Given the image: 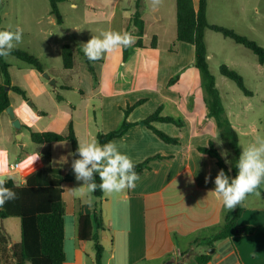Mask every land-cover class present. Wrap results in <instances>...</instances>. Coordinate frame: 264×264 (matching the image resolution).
Segmentation results:
<instances>
[{"label": "crops", "instance_id": "crops-1", "mask_svg": "<svg viewBox=\"0 0 264 264\" xmlns=\"http://www.w3.org/2000/svg\"><path fill=\"white\" fill-rule=\"evenodd\" d=\"M87 1H91V7L84 10L83 24H89L91 21L88 19L91 17L107 19L108 31H113V22L117 12L120 11L122 12L121 17L125 20L120 32H130L134 35L133 29L129 27V21L134 12L135 0H127V6L122 8L119 7V2L122 0H114L113 2L112 0ZM164 2L172 4V8L167 13L163 7ZM11 3L13 6L12 11L18 10L16 4L21 5L19 8L24 7L22 11H30V9L33 10L36 7V0H32L31 3L30 0H13L12 2L10 0H0V10L7 12L6 9ZM163 3L157 9H153L150 0H142L143 48H138L142 52L134 53L133 49L136 47L133 45L128 47L126 61L123 60V52L120 48L107 54L103 59L93 62L97 77L96 85L93 84V79L86 70L84 62L79 55L75 54L74 58L78 57L80 60L79 69L75 72L73 65V68L68 70L75 74V79L70 78V83L62 81L60 84L56 80L54 87L62 92L72 91L78 93L79 103L74 104L60 94L55 96L53 93L47 92L42 83H38L49 100L52 98L57 106L62 104L69 111L70 118L68 121L73 125L77 142L79 141L80 118H83V124L86 127L91 120L88 115L90 109L94 114L99 111L105 126L110 124L107 130L100 131L107 133V131H112L118 122L121 123L123 110L128 104L132 105L143 100L144 102L137 106L127 117L128 122H137L133 118L134 113L148 103V99L144 98V95H146L145 90L152 96L159 95L161 97V102H159L161 104L157 108L162 109L161 116L171 117L165 114V109L169 108L177 111L181 108L183 101L185 102L183 106L187 111L193 110V103L190 104L188 99L192 97L194 90L197 89L195 93H199L200 103H197V106L194 104V106L198 108V114L205 124L203 126V123H200L202 120H198L200 122L197 121L198 124L194 128L197 134L203 131L207 125L212 128L213 136L207 139L204 144H198L191 139L194 136L193 133L186 132L188 121L174 116L172 118L181 121L183 125L154 122L153 126L166 133V135L177 138L179 141L177 145L163 142L152 131L142 125L134 126L122 138L113 140L121 146L120 151L122 153H126L133 159L135 165L157 155L170 157V159L152 161L149 165L150 169L139 175L140 180L137 181L134 189L106 196L103 193L102 197H105L106 210L103 203L99 208L105 227V230L101 232L100 241L104 249L103 264H165L167 261H170L171 264H178L177 261L181 253L188 249L194 239L208 237L213 230H217L223 224L225 210L222 200L211 192L215 188L214 179L219 168L215 159L205 154L200 157L201 153L197 152L196 147L205 146L209 141H212L220 156L221 152L226 149L223 143L217 144L221 142L219 132L214 120L212 122V118L207 116L203 103V91L199 92L198 90L200 81L198 72H195L194 61L190 62L189 66L187 64L180 65L177 57H175L176 55L172 54L175 53L174 51L167 50V55L159 51V36L153 30L165 31L170 22L174 24V20L176 25L175 0H163ZM193 3L197 7L198 0H193ZM70 8L78 10L79 7L78 4L72 2ZM61 18V24H63L65 18L62 15ZM167 18L170 20L169 24H167ZM78 31L77 26H73L70 28L69 33L73 34ZM147 31L153 33L152 37H156L155 48H151V42H145ZM175 38L176 31L174 40ZM87 42L79 39L70 47H82V44ZM165 61H167L166 65ZM118 67L122 68L121 72L128 74L130 83L121 84L118 80H114V78H117L115 75H117ZM183 70L184 76H179L178 80L169 86V81L173 79L170 75ZM104 79H107L106 86L103 83ZM181 83L185 84L182 88L183 93L173 94V91ZM19 87L23 86L19 85ZM104 87L109 91L113 89L115 92L110 94V96L112 95L110 100L107 98L102 99ZM57 96L60 101L56 99ZM35 98L37 101L40 99L39 96H35ZM57 108L59 110V107ZM80 113L83 114L80 115ZM2 115L0 118H2ZM75 116H78V121L75 120ZM23 126L24 123L22 122L21 128ZM232 126L236 130L233 124ZM22 137L23 133L21 132L20 138L22 139ZM85 138V142H87V135ZM38 146L44 148L45 144ZM20 147L23 148L24 144ZM0 152H4V149L0 148ZM38 153L40 159L33 164L31 159H27L24 167L19 165L17 169L20 172L18 181L13 178L5 180H11L18 186L24 185L26 179L43 166L41 159L43 151L39 150ZM71 157L73 158L72 155ZM226 159L228 161V156ZM223 160L225 161V158ZM51 167L56 168L55 166ZM61 170L64 173L67 171L65 169ZM209 174L211 179L205 183V177ZM70 183L72 182L63 183L62 188L64 184ZM241 206L243 212L237 221V227L251 226L255 228L254 232L249 235L236 234L216 243L213 248L214 252L211 254V261L208 264H264V205L244 203ZM80 215L85 214H79L78 216ZM107 244L109 246L108 251L106 250ZM203 250L204 247H201L198 252H203Z\"/></svg>", "mask_w": 264, "mask_h": 264}, {"label": "rangeland", "instance_id": "rangeland-1", "mask_svg": "<svg viewBox=\"0 0 264 264\" xmlns=\"http://www.w3.org/2000/svg\"><path fill=\"white\" fill-rule=\"evenodd\" d=\"M10 1L12 2L13 0ZM86 1L66 0L60 3L59 9L61 15L65 18L64 23L61 25L57 24L55 16L50 13V6L47 0H36L35 9H30V11H22L24 7L19 8L20 4L15 5L18 10L12 11L13 6L11 3L6 9L7 12L0 10V30H5L10 24L13 26V29L19 25L23 29V37L14 50L23 51L35 56L44 69L42 74H46L51 80H57L59 84L62 81L70 83V78L75 79V74L63 69L61 47L64 44L69 46L75 44L79 39L89 41L93 36H100L101 33L109 30L107 19L91 17L88 19L91 21L89 24H83L84 10L91 7V1L85 3ZM31 2L32 0H30ZM72 2L78 4V10L70 8ZM126 6L127 0L119 2V7ZM163 7L167 13L172 8V4L164 2ZM121 16L122 12L118 11L113 22V31L120 32L123 23H125V20ZM206 16L209 24L231 29L255 41L259 46L264 48V0H207ZM166 21L169 24L170 20L168 18ZM73 26H77L79 31L70 34V28ZM175 31V20L174 24L170 22L169 27L167 26L165 31H160V29L153 30L159 36V51L166 54L167 50H172L175 52L172 54L176 55L175 57H177L180 65L187 64L189 66V63L194 61V50L188 44L176 42L174 40ZM152 35L153 33L147 31L145 42H151ZM205 40L209 71L215 79V85L226 114L230 122L236 127L238 145L241 152L242 147H246L254 142L258 136L264 137V65L258 63L256 56L251 51L228 38H224L217 32L207 30ZM133 51L134 53L142 52L137 47ZM3 61L8 65L12 85L17 87L22 85L23 87L19 88L25 92L27 98L24 100L18 94L8 90L10 107L16 119L19 120L20 124L23 122L24 126L19 130L15 129L10 117L5 112L2 118H0V148L4 149V152H0V169L5 172L3 173V178H13L18 181L20 172L17 169H11V167L15 164L24 167L25 161L30 159V156L39 150L43 151L41 156L43 161L42 167L55 166L56 168L65 170L72 167L73 158L69 155L71 151L67 142L45 144L44 148H40L37 144L31 142L29 135L31 130L37 132H55L65 135L70 118L68 115L69 111L66 110L65 106L62 104L57 106L52 98L49 100L38 83H42L47 92H51L55 96L56 94L63 95L74 104L79 103L78 93L60 91L57 87L50 85L49 80L45 79L32 66L11 55L7 58L3 57ZM73 62L74 71L76 72L79 69L80 60L78 57H75ZM165 62L166 65L167 61ZM221 65H226L242 76L244 85L251 92V96L244 95L234 82L220 75L219 67ZM121 71L122 68L118 67L117 75H115L117 78H114V80H118L121 84L125 82L130 83L128 74L126 75ZM195 72L197 73L196 70ZM170 76L173 78L184 76V70L174 72ZM106 82L107 79H104L103 83L105 86ZM2 83L3 77L0 72V85ZM184 85V83H181L173 91V94H182ZM198 90L199 92L202 91L200 86ZM195 91L197 89L194 90L192 97L188 99L190 104L193 103L192 111H187L184 108L183 103L185 102L183 101L179 110L166 108L165 114L171 117L178 116L181 120H187L188 129L186 132L193 133L194 136L191 139L195 143L204 144L207 139L213 136V133L209 125L199 132V134L196 133L195 126L200 122L198 120L202 119L198 114V108L195 107L197 103H200L199 93H195ZM114 93L113 89L109 91L104 87L102 99L107 98L110 100L112 96L110 94ZM145 94L144 98L148 99V103L137 110L133 116L137 122L148 117L161 104L159 103L161 102L159 95L152 96L147 90H145ZM35 96L40 97L39 101H37ZM57 107H59V110ZM82 114L80 113V115ZM88 115L91 117V120L86 127L83 124V118H80L81 124L78 127L80 142H85L86 135L87 141L96 139L98 132H103V130H107L110 126V124L104 125L99 111H96L94 114L90 109ZM75 120L78 121V116H75ZM211 121L213 122V119ZM200 123H203V126L205 124L203 120ZM119 125L120 122L115 125L113 130L117 129ZM172 131L174 132V130ZM21 132L23 133V137L22 139H18L17 137L18 135L20 137ZM23 144L24 147L21 148L20 146ZM80 186H82V182L77 180L63 186V202L66 209L64 217V252L66 260L64 264H93L94 248L92 243H80L77 240V217L79 214L89 213L95 207L101 208L102 203L106 210L105 197L95 198L93 193L88 194L86 190L83 192H73L70 190ZM262 192H264V187H262ZM88 199L92 200L91 206L85 203ZM244 203L248 205H264V194H262V198H257L254 195L249 196ZM0 233L6 239V243L0 245V264H12L11 247L20 242L19 219L7 218L1 221ZM106 247L108 251V244ZM195 253H200V251L196 250ZM190 258V261H192V256Z\"/></svg>", "mask_w": 264, "mask_h": 264}, {"label": "trees", "instance_id": "trees-1", "mask_svg": "<svg viewBox=\"0 0 264 264\" xmlns=\"http://www.w3.org/2000/svg\"><path fill=\"white\" fill-rule=\"evenodd\" d=\"M50 6V13L55 16L57 24L62 23L59 11V4L65 0H47ZM142 0L134 1V12L129 21V27L133 29L134 36L137 37L134 44L137 48H143L142 38L144 24L141 19ZM176 11V42L189 44L194 48V68L198 72L200 86L203 91V103L207 116L212 118L219 132L228 154V164L225 163L212 141L205 146L196 147L197 152L203 153L215 159L217 167L224 169L226 174L231 177L237 175L238 169L236 162L240 156L238 135L233 128L225 108L221 102L219 92L215 85V79L211 75L207 63V47L205 33L207 30L217 32L224 38L232 40L234 43L243 46L251 51L257 58L260 65H264V48L259 46L255 41L236 33L235 31L217 25L209 24L207 21V0H198L197 7L194 6L193 0H175ZM156 47V37L151 39V48ZM123 60L128 57V48H122ZM79 55L84 62L86 70L93 79V84H97V77L93 67V62L89 61L84 55L82 47L75 48L69 45L61 47V60L64 70H70L74 65V56ZM16 59L32 66L39 74L44 72L39 60L26 52L13 50L10 54ZM0 72L3 77V83L0 85V116L10 106L8 92L12 91L26 100L25 92L11 84L8 71V65L0 57ZM219 73L226 79L234 82L241 92L246 96H251L244 85V80L236 71L226 65L219 67ZM178 76L171 79L168 83L172 84ZM9 87V91H5ZM56 99L60 101L57 96ZM144 101L140 100L135 104H128L123 110V119L117 129L107 133L98 132L96 140L100 144L122 138L131 128L136 125L145 126L152 131L157 137L167 144L177 145V138L170 137L153 126L154 122L171 123L178 126L183 125L179 120L172 117L161 116V108H157L147 118L130 123L127 121L129 114ZM30 140L34 144L43 145L51 143L67 142L70 146L71 153H76L78 142L75 136L72 123H68L67 132L61 135L55 132H32L30 131ZM73 156V155H72ZM73 158H79L78 155ZM170 157L154 156L147 158L143 162L136 164L135 171L141 175L149 170L150 163L154 160H165ZM231 168V171H229ZM99 184V176L95 177ZM75 175L72 168L65 173L60 168L46 166L32 173L25 181L24 185H15L13 181L7 180L6 186L17 193V199L7 202L0 208V222L7 218H18L20 223V242L11 247L12 264H64L66 260L64 252V217L65 205L63 202L62 184L65 182H74ZM262 191V189H261ZM95 198H101L103 192L99 188L93 193ZM224 208V206H223ZM223 224L213 230L208 237H197L194 239L188 249L181 253L178 264H208L211 261V255L207 254V249L214 248V245L225 239L231 238L236 234H251L254 227H237V221L240 218L243 208L237 206L234 210L229 211L224 208ZM105 230L101 211L99 208H93L90 214L80 215L77 218V240L79 242H90L94 248V264H103L104 249L101 244V232ZM6 239L0 233V245L5 244ZM204 247L203 252L195 253L199 248ZM192 256V261L190 257ZM1 257V256H0ZM189 258V261H188ZM1 260V258H0Z\"/></svg>", "mask_w": 264, "mask_h": 264}, {"label": "clouds", "instance_id": "clouds-1", "mask_svg": "<svg viewBox=\"0 0 264 264\" xmlns=\"http://www.w3.org/2000/svg\"><path fill=\"white\" fill-rule=\"evenodd\" d=\"M153 9L162 5L163 0H150ZM75 7V5H73ZM23 29L17 25L14 29L10 24L5 30H0V57L7 58L15 47L22 41ZM137 37L130 32L105 31L100 36H93L87 43L82 44L84 55L89 61L95 62L103 59L107 54L116 49L128 48L136 43ZM221 142L217 143L218 145ZM115 141L100 144L92 139L87 142L78 141L76 153L69 155L79 158L73 159L72 170L77 181L82 186L70 189L73 192L87 191L94 193L98 188L104 194L120 193L132 190L140 180L135 171V162L126 153L120 151ZM227 150L221 152V157L227 161ZM203 156L201 153L200 157ZM32 164L40 159L38 152L30 156ZM66 160V158H65ZM237 175L233 178L220 169L215 176V188L212 193L222 200L224 208L229 211L241 206L249 196L262 198L261 189L264 187V137H257L254 142L242 147L239 159L236 162ZM231 171V168H229ZM96 174L99 176V184L96 182ZM211 179V175L205 177V183ZM17 199V193L6 186L3 178V170L0 169V208L7 202ZM88 206L92 200L85 201Z\"/></svg>", "mask_w": 264, "mask_h": 264}, {"label": "water", "instance_id": "water-1", "mask_svg": "<svg viewBox=\"0 0 264 264\" xmlns=\"http://www.w3.org/2000/svg\"><path fill=\"white\" fill-rule=\"evenodd\" d=\"M42 76L45 79L49 80L50 85L55 86V81L54 80H51L49 78V76H47L46 74H42ZM4 89H5V91H8L9 90V87H5ZM5 113L8 114V116L10 117V119L12 121L13 127L15 129L19 130L21 128V124H20L19 120L16 119L15 114H14V112H13V110H12V108L10 106L8 108H6ZM17 138L20 139L19 135H18ZM213 252H214V249L213 248L212 249H208L207 254L208 255H211ZM165 264H171V262L170 261H167Z\"/></svg>", "mask_w": 264, "mask_h": 264}, {"label": "built area", "instance_id": "built-area-1", "mask_svg": "<svg viewBox=\"0 0 264 264\" xmlns=\"http://www.w3.org/2000/svg\"><path fill=\"white\" fill-rule=\"evenodd\" d=\"M18 167H19V165L15 164V165H13V166L11 167V169L16 170V169H18Z\"/></svg>", "mask_w": 264, "mask_h": 264}]
</instances>
